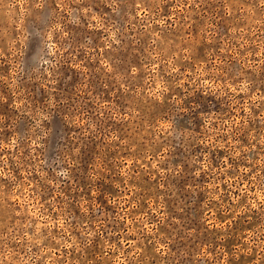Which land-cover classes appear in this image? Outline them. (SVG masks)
<instances>
[{"label": "rangeland", "instance_id": "rangeland-1", "mask_svg": "<svg viewBox=\"0 0 264 264\" xmlns=\"http://www.w3.org/2000/svg\"><path fill=\"white\" fill-rule=\"evenodd\" d=\"M0 264H264V0H0Z\"/></svg>", "mask_w": 264, "mask_h": 264}]
</instances>
